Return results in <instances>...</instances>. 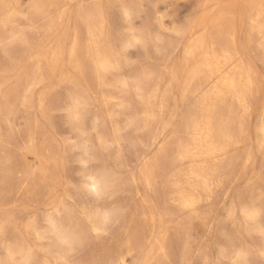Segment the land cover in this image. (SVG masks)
I'll list each match as a JSON object with an SVG mask.
<instances>
[{
	"label": "rangeland",
	"instance_id": "rangeland-1",
	"mask_svg": "<svg viewBox=\"0 0 264 264\" xmlns=\"http://www.w3.org/2000/svg\"><path fill=\"white\" fill-rule=\"evenodd\" d=\"M8 1L13 15L5 28L0 27V226L3 227L0 262L6 257L4 247L17 250L25 243L26 255H31L32 264H230L220 256L221 251H229L235 245L236 236L240 241L236 244L240 245L239 235H243V245H250L255 254L250 264H264L255 253L262 245V238L246 235L245 222L240 216L244 206L255 205L261 211L259 220L264 223V147H258L255 133L264 89L253 106L245 146L228 153L225 163L232 164L222 170H226V174L220 172L225 174L220 179V184H224L218 185L220 188L214 185L211 193L214 199L211 200V195L207 205L198 207H202L200 212L205 219L192 220L190 213L180 211L169 202L174 195L171 185L175 172L185 168L173 164L172 143L185 141L183 119L195 102L194 98L186 103L181 100L189 67L182 64L183 48L199 38L202 31L205 36L213 31L216 26L213 15L222 6L212 8L206 0ZM32 5L50 7L43 16H38ZM95 6L100 11L95 12ZM228 7L229 11L239 13L240 0ZM5 12L0 8V20ZM86 13L90 15L91 25L103 22L101 40L111 42L107 43L110 51L115 50L117 58L120 55L117 59L120 68L115 66L113 72L104 76L98 74L89 55L86 56L90 42ZM233 22L236 47L258 76L264 78L262 61L253 55L252 45L246 42V29L238 17ZM133 34L143 36V43L132 45L130 42L125 49L124 43L129 42ZM74 36L80 46L79 58H83L78 68L68 57ZM56 50L62 52L57 68L48 63L52 51ZM193 60L189 65L197 62L198 55ZM137 81L141 83L147 106L141 105L133 89ZM121 82L127 83L126 86L129 83L128 87H123ZM166 87L170 88L167 92L170 97L162 109L158 103L164 90H168ZM153 91L156 96H150ZM77 96H83L88 102L80 126L91 139L86 153L81 148L80 130L75 128L69 114ZM156 119L160 121L154 123ZM145 120H153L152 125L146 127ZM99 138L104 144H99ZM247 153L249 155L245 156ZM143 161L151 165L152 173L148 178H145L146 162ZM102 171L108 174L107 190L98 198L86 190L85 183L89 173ZM6 172L11 178L8 179ZM163 192L164 200L160 196ZM161 201H165L163 204L169 209L167 205L162 206ZM231 208H235L234 212ZM164 209L169 211L165 210L168 215ZM93 211L111 215L100 233L94 234L85 218L86 212ZM148 212L152 213L153 223L146 218ZM50 222L74 230L81 238V242L66 253L64 261L57 263L52 255L44 253L55 243L48 234ZM25 225L26 231L23 230ZM36 233L42 234L44 239L36 240ZM19 261L20 255L16 253L14 262Z\"/></svg>",
	"mask_w": 264,
	"mask_h": 264
},
{
	"label": "bare ground",
	"instance_id": "bare-ground-1",
	"mask_svg": "<svg viewBox=\"0 0 264 264\" xmlns=\"http://www.w3.org/2000/svg\"><path fill=\"white\" fill-rule=\"evenodd\" d=\"M68 1H73V0H68ZM206 1L211 4L212 8H217L219 6H222V7H219L220 10L215 15H213V22L216 24L213 31H211L208 36H205V32L202 31L199 35V38L192 40V42H190V44L188 46H185L183 48L182 64L184 67H188V66L189 67L186 68L187 70L185 72L186 78H185L184 83L182 85L181 100H182V102L183 101L185 102L188 99L194 98L193 101L195 100V102H194V105H191L192 107L188 110V113L187 114L185 113L186 117H185V119H183V121H184V127L183 128H184V133L186 136L185 141H182V142L181 141H174L175 139L173 140L174 142L172 141L173 142L172 143L173 148H174V150H173L174 151L173 152L174 153V157H173L174 163L173 164L176 163V165L178 167L183 165V167L185 166V168H183V169L181 168L180 170H177V172H175V175H174L175 179L173 180V183L171 185L173 187V192H174L173 194L174 195L171 196L172 189H170L171 190L170 191L171 192L170 193L171 200L169 198V202L172 201L173 203L171 202V204H175L174 206L178 207L177 209H179V210L181 209L180 211H186V212L190 213L193 216L192 217L189 214V216L192 218V220L194 218V219H198L200 221L204 218L203 217L204 214H202L200 212L202 207H200V208H198V207L200 205L202 206V204L207 205L206 203L210 202L209 199H210V196L213 194L212 189H213L214 185H216L217 187L220 188V186H218V185L224 184V183L220 184V181H221L220 179L222 178V176H225V174H226L225 173L226 170H225V172H223L222 170L226 169L225 166H229V164H232V163H229V162H232V160L229 161L231 159L229 157H228L229 158V160H228L229 164L227 165L225 163L227 161V156H229L228 153L233 149H237V148L243 149V147L245 146V144H246L245 142L248 139L247 127H248L249 122L252 118L253 106L255 104H257V102H258L259 92L262 89H264V78H260L258 76L256 69L252 66V64L249 62V60H246L245 57L242 56V52L235 45V42H237L236 41L237 37H236V29H235L236 26L233 22L235 17L239 18L240 24L246 29V32H247L246 42L249 45H252L253 52H254L253 55L257 59L262 61L263 70H264V0H240V11H239V13L232 12V9L230 11L228 10V8H229L228 6L233 5L234 2H236L237 0H206ZM50 6H52V4H50ZM50 6L45 5L42 7H38L37 5H32L31 8L36 11L38 16H43ZM0 8H2V11H4V12L6 11L0 20V27L5 28V26L10 21L9 20L10 17L13 15V10H12L11 4L9 3L8 0H0ZM93 10L95 12L100 11L97 6L93 7ZM124 13L126 16H128V11L125 8H124ZM84 17L87 19V22H85V25L87 26L86 31H87L89 38H90L89 39L90 42L88 43V45L86 47V49H87L86 50V53H87L86 56L89 55V59H91L92 65L99 72L98 74L100 75V73H101L104 76V74H107L111 71L113 72L114 68L119 67L120 64H118V66H117V62H118L117 59L120 57V55L117 58V54L113 53V52H115V50L110 51V47H109V45H107L108 42H106V40L104 42H103V40H101L102 26H103L102 23L103 22L101 20L99 22L95 21V23L96 22L97 23L91 25L88 22L91 19L90 15L88 13H86V14H84ZM142 37L133 34L131 36V39H129V42L126 40L127 42L124 43V46L130 44V42H131V44L132 43H140L141 44L144 41ZM1 40H2V38L0 37V41ZM121 41H122V39H121ZM121 41L119 43H122ZM109 43H111V42H109ZM79 47L80 46L78 45L77 38H75V36H74V39L72 41V44H71L69 52H68V57H69L70 62L76 68L80 67L82 59H83L82 58L80 60V58H79V55H78V51L80 49ZM117 48H119V47L117 46ZM121 48H122V46L120 47V49ZM125 49H126V46H125ZM111 50H112V48H111ZM79 52H81V51H79ZM116 52H118V51H116ZM118 54H119V52H118ZM122 54L124 55V53H122ZM61 55H62L61 50L52 51V56H50L51 58L48 60V63L50 62L53 65V67L57 68V66H59L60 61H61ZM197 55H198L197 62L193 65H189V61L191 59L193 60ZM86 61H87V59H86ZM51 64H49V66ZM84 66H85V64H84ZM115 66H117V67H115ZM50 67L53 68L52 66H50ZM117 70H119V69H117ZM81 74H82V72H81ZM99 82H101V81H99ZM121 83H122L123 87L125 86V88H127L129 85V83L127 86H126L127 83H125V82H121ZM102 86L100 84V87H102ZM158 86L159 85H157V87ZM133 87H134L133 89H136V91L138 93L141 105H146L147 102L144 100L145 95L142 94L143 90L141 87V83H139L137 81V84L134 85ZM168 87H166V88H168ZM98 88H99V85H98ZM107 88H109V87H107ZM81 89H83V88H81ZM169 89L170 88H168V90H164L162 97L160 96L161 97L160 102L158 103L159 108L164 109L167 98H168V102H169L170 96L169 97L167 96L168 95L167 92L169 91ZM110 90H112V88ZM150 90L152 91V89H150ZM154 91H156V89ZM154 91L152 93L149 92L150 96L155 95ZM124 93L125 92H123V94ZM84 94L86 96V92ZM86 98H88V97H86ZM118 98H119V96H118ZM188 101H191V100H188ZM87 104H88V102H86V100L83 96H77V98H75V100L73 101V105H72L73 109H71L69 112L70 117L73 120L72 122L74 123V126H75V128L78 129V131L80 130V128H81L80 126L82 124L81 122H82V117H83L82 116L83 109L86 107ZM260 105H261V108H260V110L258 112V116L256 118L255 133H256L257 138L259 139L258 140L259 141L258 147H264V99L261 101ZM131 107H132V105H131ZM159 121H157V119H156L154 121V123H158ZM151 122H153V120H145L144 124L146 127H150ZM134 126H137V125L134 124ZM164 127L165 126H163L162 129ZM140 129H141V127H140ZM98 131H96V132H98ZM108 131H109V129H108ZM96 134H98V133H96ZM80 135L82 137L81 148H83L84 152L86 153V147H88L87 143L90 142V140H91L89 138L90 135L88 134V136H89L88 137L82 130H80ZM159 135L160 134H158V136H157L158 138H159ZM97 139H98V137H97ZM99 139H100L98 141L99 144L100 145L104 144V142L101 140V138H99ZM149 146H151V145H149ZM159 154H158V157L160 155H163V153L160 155ZM247 155H249V154L248 153L245 154V156H247ZM146 158H149V157H146ZM245 159L249 160V159H247V157ZM4 160L7 161L6 158ZM6 161H3V162L5 163ZM146 161H147V159H146ZM149 161H150V158H149ZM148 163L146 162V164L144 165L145 178H148L149 175L152 173L151 172V165ZM162 166H163V163H162ZM142 168H143V166H142ZM171 168H172V165H171ZM229 169H227V171H229ZM221 171L225 174H223V173L220 174ZM106 172L102 171V172H94L92 174L89 173V175L86 174L87 177L86 176L85 177L87 179H86V183H85V188L91 195L99 198V196L104 194L105 189L107 188V182H108V174ZM6 173L8 174V172H6ZM7 174H5L4 177H6ZM9 174L7 176L8 179L11 178V177H9V176H11V174L10 175ZM219 176H221V177H219ZM224 179H226V177H224L223 180ZM94 181L97 184V190L100 193L99 195H97L96 193L91 191V187H92ZM120 181H123V180H120ZM148 181L150 182L151 180H148ZM224 181H222V182H224ZM110 182H112V181H110ZM170 182H168V184ZM166 187L168 188L167 184H166ZM217 190H218V188H217ZM164 191L166 193L167 189ZM213 191H215V189ZM221 191H220V193H221ZM163 194H164V192L160 196L162 197ZM215 195H216V193H215ZM165 196L163 195V197H165ZM157 197H158V195H157ZM212 198H213V195L211 196V200H212ZM160 200H162V199H160ZM163 200H164V198H163ZM162 201H161L162 206L167 205V204H163L165 201L164 202H162ZM206 201H208V202H206ZM203 202H205V203H203ZM171 204H169V205H171ZM95 207H97V206H95ZM167 207L169 209L168 205H167ZM87 209H88V207H87ZM231 209L233 210V208H231ZM165 210L166 209H164V212H165ZM234 210H235V208H234ZM234 210H233V212H234ZM149 212L147 213V215H149V216H146V218L148 217L149 220H151L150 222L153 223L152 220H154V218L151 215L152 213L149 214ZM166 212L169 213L168 210H166ZM166 212H165V214L168 215V213H166ZM253 212H255L256 215L254 218H250V214ZM260 212H261L260 209L256 208L255 205L254 206H244V208H242V210H241L242 214H240V216H242V218L244 219V222H245V232H246L245 234L246 235L255 234L257 236L259 235L262 238V245L260 248L258 246L259 249L255 253L258 254V257H260L264 261V223L259 220ZM206 213L208 214L209 211L205 212V215H206ZM106 216H107V221H109V219L111 217L109 212H107L105 214H102V213L99 214L97 212L94 213V211L92 213H90V212L85 213V218L87 221H89L90 229L94 234L100 233L101 231H103L104 225H106V223H105V217ZM227 217H228V215H227ZM233 218H235V216ZM120 219H122V218H120ZM146 220L150 224L149 220L148 219H146ZM134 222H136V221H134ZM141 223H143V222H141ZM203 223H205L204 220H203ZM203 223H201V225ZM232 225L234 226V223ZM26 227L27 226L25 225L23 228L24 231H26ZM2 228L3 227L1 225L0 226V234L2 233ZM228 228H230V227H227V229ZM235 228L237 229V227H235ZM162 230H161V233H162ZM167 233L169 234V231ZM48 234L52 238H54L55 243L53 245H51V247H48L47 249H45L44 253L52 255L54 257V260L56 263H57V261H62V260L64 261L66 253L71 251L75 246H77L81 242L80 236H78L74 230L64 229L61 224H57V223H53V222H50V224H49ZM170 235H171V233H170ZM35 236H36V240H38V241H42L44 239V236L42 234L36 233ZM239 236H240V240L242 239V241H245V240H243V238H241L243 235L242 236L239 235ZM227 237H228V235H227ZM234 238H236V241H234V242H233V240H230V241L235 243V245H232V247L229 249V251L225 250V249L222 250L221 251L222 254L220 252V254H221L220 256L223 257V259H227L231 264V262L234 259H236V253L241 252L244 254L242 257V264H250V262H249L250 258L255 255L254 252H252L251 249L249 248L250 245L249 246L243 245L244 243H242V241H241L242 244L240 243V245H238L236 243H237V240L239 237L237 238V236H236ZM64 240H67L68 243H64L63 242ZM227 240H229V238ZM249 243H250V241H249ZM223 248H226L225 244H224ZM221 249H222V247H221ZM253 249L255 250V248H253ZM256 249H257V247H256ZM4 250L6 252V254H5L6 257H5V260L0 262V264H15L14 255L16 253L20 255V261L17 264H32L31 260H30L31 255H26L25 243H22L20 248H18L17 250H14L10 247H4ZM218 250H219V248H218Z\"/></svg>",
	"mask_w": 264,
	"mask_h": 264
},
{
	"label": "clouds",
	"instance_id": "clouds-1",
	"mask_svg": "<svg viewBox=\"0 0 264 264\" xmlns=\"http://www.w3.org/2000/svg\"><path fill=\"white\" fill-rule=\"evenodd\" d=\"M255 215H256L255 212L251 213V214H250V218H254ZM105 223H107V216L105 217ZM63 242H64V243H68L67 240H64ZM243 255H244L243 253H241V252H237V253H236V259H234V260L231 262V264H242V257H243Z\"/></svg>",
	"mask_w": 264,
	"mask_h": 264
},
{
	"label": "snow or ice",
	"instance_id": "snow-or-ice-1",
	"mask_svg": "<svg viewBox=\"0 0 264 264\" xmlns=\"http://www.w3.org/2000/svg\"><path fill=\"white\" fill-rule=\"evenodd\" d=\"M91 191L94 192V193H96L97 195L100 194L99 191L97 190V184H96L95 181L93 182V185L91 187Z\"/></svg>",
	"mask_w": 264,
	"mask_h": 264
}]
</instances>
